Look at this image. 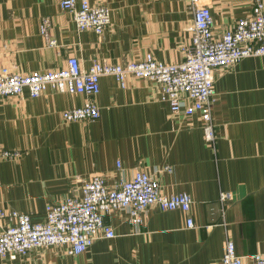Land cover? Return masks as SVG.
Here are the masks:
<instances>
[{
    "label": "crops",
    "instance_id": "crops-1",
    "mask_svg": "<svg viewBox=\"0 0 264 264\" xmlns=\"http://www.w3.org/2000/svg\"><path fill=\"white\" fill-rule=\"evenodd\" d=\"M202 1L216 36L253 7V0ZM90 3L110 8L101 35L78 31L57 0H0V65L32 73L64 68L71 56L84 70L95 61L124 63L146 54L167 63L183 60L192 24L185 0ZM44 17L53 46L40 32ZM213 88L214 147L197 115L172 114L158 85L144 78L130 76L122 88L114 77L101 76L93 121L62 119V112L83 104L82 94L48 88L35 98L27 90L0 97V150L19 153L0 159V210L43 221L47 205L80 195L94 174L112 185L136 171L156 178L163 194L186 193L192 200L187 214L151 205L140 226L123 212L107 214L115 237L98 238L82 253L38 248L15 259L0 257V264H221L226 238L240 255L264 253V55L214 70ZM221 192L230 194L224 203Z\"/></svg>",
    "mask_w": 264,
    "mask_h": 264
},
{
    "label": "built area",
    "instance_id": "built-area-1",
    "mask_svg": "<svg viewBox=\"0 0 264 264\" xmlns=\"http://www.w3.org/2000/svg\"><path fill=\"white\" fill-rule=\"evenodd\" d=\"M192 12L190 44L184 48L180 62L167 63L146 54L141 60L124 63L93 62L82 69L79 60L71 56L66 67L32 73L13 72L0 65V97L18 96L24 90L35 98L48 88L54 92L82 94V105L62 112L65 122L93 121L99 117L95 96L99 92L101 76H112L122 88L128 77L155 82L160 99L172 114L185 117L197 115L201 121L205 141L215 146L213 71L227 69L241 59L264 55V0H253L250 15L238 18L234 26L216 36L210 7L202 0H185ZM61 9L71 13L78 31L92 29L101 35L110 24V8L105 4H91L90 0H57ZM50 20L42 18L40 32L47 44L55 41L49 34ZM19 155L16 151L0 150V159ZM165 169L170 170L169 167ZM230 198L228 192L219 194V202ZM192 200L186 193L165 195L156 178L144 171H136L130 179H120L108 185L101 174H94L81 186L80 195L49 204L43 221H32L30 214L13 209L0 210L6 224L0 227V257L15 259L31 250L63 247L64 252L76 255L84 252L98 238H113L115 232L104 220L105 215L123 212L130 224L140 226L151 205L161 210L178 209L189 212ZM193 227V220L186 218ZM264 264V253L240 255L232 239L226 238L221 264Z\"/></svg>",
    "mask_w": 264,
    "mask_h": 264
}]
</instances>
